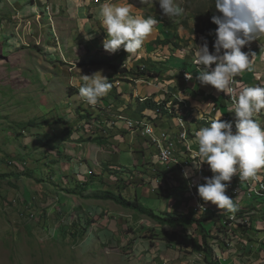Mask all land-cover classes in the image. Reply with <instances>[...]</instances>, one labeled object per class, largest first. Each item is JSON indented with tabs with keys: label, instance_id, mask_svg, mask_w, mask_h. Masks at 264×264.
<instances>
[{
	"label": "rangeland",
	"instance_id": "rangeland-1",
	"mask_svg": "<svg viewBox=\"0 0 264 264\" xmlns=\"http://www.w3.org/2000/svg\"><path fill=\"white\" fill-rule=\"evenodd\" d=\"M85 2L88 5H84ZM103 2L0 0V175L7 176L0 177V264H203L199 226L160 225L111 201L86 197L95 193L97 187L94 185L98 182L92 181L89 185L95 183L85 191L76 186L77 181L91 180L90 172H94V176L108 181L105 189L116 194L118 191L127 200H134L139 188L149 186L147 178L152 177L153 171L116 165L113 167H122V172L128 175L124 176V181L114 182L110 178L114 173L109 174L97 165L98 159L102 158L100 149L106 150L109 159L122 165L121 160L127 157V153L131 155L127 158L133 161L142 150L145 136L128 129L127 123L152 118L153 122L149 124L157 130L160 120L170 125L172 120L158 119L150 111L147 114L151 115L126 118L125 129L106 134L108 140L101 148L97 142L89 141L96 138L99 126H93L94 119L86 120L92 118V108L80 97L78 89L83 83L82 75H92L100 70L113 80L114 85L124 82L120 91H124L125 105L111 107L113 95L108 94V106L105 107L108 116H103L108 118L106 127H113L112 119L116 116L113 113L125 110L126 106L136 112L137 101L143 98L135 96L130 102L129 94H133L135 86H128L125 82L129 81L124 77L131 80L147 77L144 78L145 84L139 85L144 89V95L163 101L166 97L162 96L169 94L167 100H172L171 104L177 109H183L171 95L169 86L175 82L168 76L174 74L186 83H194L193 74L198 72V66L186 51L200 43L203 26L209 21L212 23L211 17L219 12L214 0H176L185 9V14L178 18L163 15L158 0H114L120 5L130 3L132 15L159 20L154 26L159 35L155 37L156 33L152 32L141 48L144 59L140 57V61H134L141 56L139 52L131 55L123 48L114 54L108 53L111 65L128 72L119 74L108 65H86L88 68H84L82 64L83 59L91 56H104L102 41L106 33L100 27V17L87 13L89 10L100 12ZM35 4L39 5L31 11L29 7ZM82 8H86L84 15L77 16ZM216 27L213 23L210 25L208 40H215ZM94 30L99 41L85 39L90 35L89 31ZM92 36L95 38L93 33ZM164 40L168 43L163 44ZM250 43L264 46V37ZM80 49L87 53L81 55ZM95 49L101 50L89 53ZM111 72L118 78H109ZM160 74L166 75L161 77ZM188 75L191 80L185 78ZM76 80L80 85L73 84ZM173 87L178 88L175 84ZM190 89L196 96L194 87ZM110 93L114 94L113 91ZM191 98L187 97V102ZM181 99L186 102L184 97ZM226 112L222 109L223 114ZM143 149L149 158L153 149L149 146ZM70 156L74 158L71 165L75 171L66 166ZM81 158L85 160L81 162ZM87 159L89 166L85 165ZM146 164L147 161L143 166ZM161 170L164 172L163 168ZM207 170L211 177L213 173L209 166ZM172 177L177 179L174 175ZM128 181L133 185L128 186L125 183ZM240 192V199L239 195L229 194L230 188L226 195L237 199V203L233 200L236 206L242 202L253 205V213L250 211L247 215L255 219H249V223L236 217L232 221L225 216L214 219L225 209H218L210 202L199 217L200 226L206 230L207 242L215 250L219 264L241 258L238 252L229 255L228 250H239L248 242L244 234L246 229L254 227L257 232L264 231V200L258 201L255 193L247 194L241 185ZM151 194L150 198L154 200L155 195ZM166 194L175 202L181 197L174 189L168 188ZM245 203L243 206L249 210L250 206L246 207ZM190 204L181 203L177 208L188 212L192 210V201ZM145 205L151 208L149 204ZM212 208L216 215H211ZM83 209L85 211L81 212ZM159 213L163 215V211ZM260 259L264 260V256Z\"/></svg>",
	"mask_w": 264,
	"mask_h": 264
},
{
	"label": "clouds",
	"instance_id": "clouds-1",
	"mask_svg": "<svg viewBox=\"0 0 264 264\" xmlns=\"http://www.w3.org/2000/svg\"><path fill=\"white\" fill-rule=\"evenodd\" d=\"M158 5L165 16L178 18L185 14V9L179 6L176 0H158ZM214 6L219 15L211 17V22L217 26L214 31L215 40L212 51L209 50L208 40L202 36L200 43H195V47L188 49L186 54L190 55L198 66L196 79L199 84L211 86L217 92H221L219 96L223 102L220 103L219 100L213 98L208 105L210 109L217 106L214 110L216 112L225 106L229 108L228 112L234 115L223 118H221V113H218L216 118L208 117L204 113L198 114L197 117L192 114L188 116L192 109L187 106L186 102L184 103V100L177 99V101L181 103L186 112L185 119L189 130H194L195 126L201 123L200 118L213 119L209 126L201 127L195 133L198 150L194 155L200 161L199 166L195 168L199 169L202 163H207L206 169L209 166L213 173L210 177L207 170V176L204 178L205 183L197 186L198 196L205 206H207V202H210L218 209L235 212L236 206L233 198L226 195L228 182L234 175L241 180L255 179L260 169L263 168L264 171V126H262L264 115H261V111L264 110V86H247L240 93L238 92L242 89L238 75L246 70H251L250 55L242 49L249 46L250 42L264 37V0H214ZM131 8L130 3L120 5L114 0H104L100 7L99 17L106 33L102 47L109 54H114L123 48L126 53L135 55L158 23L153 17L144 18L132 15ZM85 39L91 40L93 36L86 35ZM82 78L83 83L79 87V95L90 106H95L100 98L105 97L114 86L102 74V70L96 71L92 75H82ZM186 78L192 79L191 75ZM234 78L238 84L236 92L238 97L234 96L231 106H228L225 103V94L233 92ZM118 85L119 83H115V86ZM190 93H192L191 89ZM145 98H141L140 101ZM167 103L171 104L169 101ZM211 111L214 112L212 109ZM153 113L156 115L155 112H151V114ZM258 113L262 122L254 118ZM156 117L161 119L159 115ZM188 118H191V123L187 122ZM227 118L231 120L236 118L235 132H233L232 124L225 121ZM116 120L125 123L126 119L121 116L112 119L113 127L108 126V131L115 127ZM149 120L150 123L153 122L152 118ZM166 120H172V125L168 130L163 131L172 130L175 133L178 129L173 116ZM146 131L151 134L153 129L148 126ZM155 131L159 132L156 129ZM144 143L157 153L155 147L146 137ZM161 168L159 164V167L153 168L152 171L160 175ZM153 173L150 179L154 178ZM163 175L160 176L163 178ZM172 175L177 178H174L175 180H181L175 173ZM183 175L187 179L189 173L185 171ZM148 184L149 189L153 188L149 182ZM158 190L151 189L150 192L155 193ZM177 191L179 192V190ZM192 203L194 205L193 201ZM190 212L193 211H188V213ZM195 217L200 216L197 217L195 214Z\"/></svg>",
	"mask_w": 264,
	"mask_h": 264
},
{
	"label": "crops",
	"instance_id": "crops-1",
	"mask_svg": "<svg viewBox=\"0 0 264 264\" xmlns=\"http://www.w3.org/2000/svg\"><path fill=\"white\" fill-rule=\"evenodd\" d=\"M37 5H39V4L31 5L29 7L30 10L33 11V9L37 8ZM84 5H88V3L85 2ZM91 6H92V4H91ZM85 9L86 8L80 9L78 11L79 15H77V16H83L84 13H85ZM87 13H88V15L93 14V15H96V16L98 15L99 16V10H98V13H96L95 11L93 13L91 10L87 11ZM87 19H89V18L87 17ZM98 24L101 25L100 22H98ZM100 27L103 29L102 25ZM100 27H98V29ZM86 29H87V27H86ZM153 32L156 33L155 37L157 36V34L159 35V33L156 30H153ZM92 33H93V35H95L94 36L95 38H93V39H97L99 41V36L97 35L98 33H95V30L94 31H89L90 35H92ZM78 49H79V47H78ZM81 49H83V48H81ZM81 49L78 50V51H80L82 53L81 55H85L87 53L86 50H85V52H83V51H81ZM96 50H101V49H95V50L90 51L89 53L93 54L94 53L93 51H96ZM142 50L143 49H140L138 51L139 55H141V56L136 57L134 61H137V60L140 61L141 59H144V57L142 56L143 55L142 54ZM103 51H104L103 55L104 56H106V55L108 56V52H106L105 50H103ZM242 51H244L246 53H249V55H250L249 58H250L251 70H246L243 73L238 75V78H239V80L241 82V85H242V89H240L238 91L239 93L243 90V88H245L247 86H253V85L264 86V46L262 44H258L257 46H254L253 44H251V45L243 48ZM140 57H141V59H139ZM83 67L84 68H88V67H86V65L83 66ZM164 73H167V70H165ZM163 75H166V74H163ZM163 75L160 74L161 77H163ZM197 75H198V72L195 75L193 74L194 83H186L185 81H183L181 79V77H177L174 74H172L171 76H168L169 80H171L172 82L173 81L175 82L173 84H170V86H169L170 90L172 91L171 95L173 96V99L177 100V99H181V98L184 97L186 103L189 104V107L192 109V113L195 114L196 117L200 113H204V115L211 116L213 118H216L218 113L222 114L221 118L228 117V116L233 117L234 114L231 116L230 115L231 113L228 112L229 108H225V106H224V109L227 110V112L225 114L222 113V110H218L216 112L215 111L214 112L211 111V109H210V107L208 105H209V102H211L213 98H214V100L215 99L219 100L220 103L223 102V99L221 98V96H219L221 94V92H217L211 86H202V85H200L198 80L196 79ZM161 77H158L157 79H160ZM109 78L117 79L118 76H116V75L114 76L112 74V72H111ZM138 78L139 79L131 80L128 77H124L125 80L129 81V83L125 82L128 86L129 85H134L135 86L133 94H129L130 102H132V100H133V98H135V96H136V98H138V97L141 98V96L142 97H147V96L150 97L149 94H145L144 95V93H143L144 89L142 90V87L139 86L141 84H145L144 78H147V77H138ZM123 83L124 82H120L118 86L114 85L111 88L110 92L113 91L114 94H112L110 92L108 93L109 95H113L114 104L111 105V107H113L116 104H118V105H116L117 107L125 105L123 103V102H125L124 101V95H123L124 91H122V90H121L122 92L120 91V85L122 86ZM73 84L76 85V86L80 85L78 80L74 81ZM174 84L177 85L178 88L173 87ZM190 87H194V89H195L194 92L197 91L196 96H194L192 93H190ZM71 91H72L71 93H73V90H71ZM78 91H79V89H78ZM74 93H75V91H74ZM108 94L105 97L100 98L99 102L95 106H91L92 109L90 110V112H91L90 115L92 114L91 115L92 118H86V120L94 119L96 121L95 125H93V123H92V125L95 126V127L99 126L97 128L98 131L96 132V138H102L101 135L105 136V137H103L104 138L103 141H106V142L108 140V135H106V134H108V127H106V124L108 122V118H103V116H104V114H106L108 116V109L105 108L106 106H108V101H107ZM122 95H123V97H122ZM187 95H190L192 98L187 96ZM76 96H77V94H76ZM169 96H170L169 94L165 95V96H162V98L166 97L165 99H162V100H167V98ZM187 97L191 98V100L189 102H187ZM154 100L155 101H160V99H158L156 97L154 98ZM167 101H169V100H167ZM171 101L172 100H170L169 102L172 103ZM105 109H107V110H105ZM137 110L138 111L133 112L129 108V106H126L125 110L118 111L116 114L113 113L114 115H116L115 117H113V119H116L118 116L123 117V119L131 118V117L132 118H140V116H143V115L147 114V112H148V111H141L140 112L139 108H137ZM147 115H151V114H147ZM261 115H264V110L261 111ZM97 117H99V118H97ZM254 118H261L260 114L259 113L256 114L254 116ZM159 122H160V126L159 127L157 126V130L158 131L168 130L170 128V126H171L170 123H168L169 124L168 125L167 122H165L164 120H160ZM123 123H124L123 121H117L115 127L110 129L109 131H111V132L115 131L116 132L120 128L125 129ZM90 142H92V140ZM104 146H105V144H102L101 148L104 147ZM145 146H148V145L143 143L141 152L139 154L135 155V157H134L135 159L133 161L131 159L127 158V157H131V155L129 153H127L128 154L127 157L123 158V160H121L123 165L120 164L119 162H117L116 160L109 159L107 157L106 150H104L102 148V149H100L101 150V154H102L101 155L102 158L98 159L97 165L102 166L101 168H102V170H105V172H107L106 170H108V169L109 170L116 169L115 167H113V166H116V165H119V166L121 165L123 167H127V168L132 169V170L135 169V168L140 169V167H141L142 169L147 168L150 171H152L153 168H158L159 167L158 159H157V153H156V151L154 152V150H153V153L151 154V156L149 158H147L146 155L144 154V149H143V147H145ZM67 158L68 159L65 162L66 166H69L68 169L71 168L70 171H75V170H73L74 169V165H71L73 163V159L74 158H72V156H70V158L69 157H67ZM80 160H81V162H83L82 160H85V158H81ZM145 161H147V164L145 166H143L145 164ZM85 165H87V166L90 165L88 159H87V162L85 163ZM95 182H97V181H95ZM94 183H92L91 185H93ZM98 183L94 185V187H97L96 191L108 190V189H105L106 188V184H108V181L104 180V181H100ZM101 183H103V184H101ZM91 185H88V186H91ZM149 188L150 187H148L147 185H144L141 188H139L138 192H136L137 194H135V198L138 197L137 201L139 203H141L143 206L146 207L147 205H145V204H149L151 206L150 209H152V211L155 214H159V212H162V211L163 212H170V209H172L173 211L176 210V212H178V213L182 212V210L180 208H177V205H178L177 201L175 202V200L173 198H170L169 196H165L164 194H162V196H161L160 190L156 191L155 193H153L156 196H154V200L151 199L150 198L151 189H149ZM99 201H101V200H99ZM163 202H165V203H163ZM82 205L84 206V204H82ZM84 211H85L84 209L81 210V212H84ZM107 215H108V213H107ZM244 234L247 235L248 242L246 241L245 243H243L242 244L243 247L241 249H239V250L237 248L228 250L229 255L233 256V254L235 252H238V254L241 255V258H239V259L233 258V259H231L230 263H228V264H264V260L260 259V257L264 256L263 255V252H264V246H263V243H264V231L260 230V231L257 232V229L252 227V228L246 229ZM161 256L164 257L163 253H161ZM203 260L204 259L201 260L202 263L203 264H207L206 262H203ZM223 262H225V259L223 260Z\"/></svg>",
	"mask_w": 264,
	"mask_h": 264
},
{
	"label": "built area",
	"instance_id": "built-area-1",
	"mask_svg": "<svg viewBox=\"0 0 264 264\" xmlns=\"http://www.w3.org/2000/svg\"><path fill=\"white\" fill-rule=\"evenodd\" d=\"M94 2L98 3V0H94ZM237 86L238 84L234 78V82L232 84L233 92L231 94H225V103L228 106H231L234 96L238 97L236 93ZM166 108L173 116V120L176 123L178 130L175 133H173L172 130L159 131L156 133L155 129H153L152 133L149 134L147 133L146 129L148 126H151L152 128V125L149 124L151 121L146 119L128 122L127 127L128 129L140 132V135L145 136L155 147L157 150L159 164L162 168H164V172L162 171L160 173L165 175H163V178H167V180H169L168 186H174L180 192L181 198L178 199V205L180 206L181 203H184L186 206H191L190 201H193L194 205L192 206V211L198 217V214L200 216L204 210L205 204L202 203V199L198 196L197 186L205 183L204 178L207 176V163H202L199 169L195 168L198 167L200 163L199 158L194 155V153L198 150L197 143L195 142V133L199 130V128L209 126L213 119L204 117L202 119L200 118L201 123L197 124L194 130H189L186 125V112L183 109H177L172 104H168ZM215 108H217V106H213L211 109L214 111ZM190 120L191 118H188L187 122L191 123ZM225 121L232 124L233 132H235L236 118L232 120L227 118ZM185 171L189 173L187 179L183 175ZM156 173H153L154 178H147V181L153 187L151 188L152 190L164 187V179L160 176L161 174L158 175ZM172 173H175V175H177L181 180H174ZM263 179V168L258 171L257 177L255 179L241 180L238 176L234 175L232 180L228 182L227 190L230 188L229 194L235 195L240 193V185H243L246 188L247 193L253 191L258 196H264ZM112 181L117 182L118 180L114 178ZM253 184H256V189H254ZM257 184L259 189L257 188ZM127 185L131 186L133 185V182L128 181ZM259 191L261 193H259ZM201 206H203V208H201ZM182 208L184 207L182 206ZM213 210L214 209H212V211ZM234 218L235 216L233 215L229 216L230 221H232Z\"/></svg>",
	"mask_w": 264,
	"mask_h": 264
},
{
	"label": "trees",
	"instance_id": "trees-1",
	"mask_svg": "<svg viewBox=\"0 0 264 264\" xmlns=\"http://www.w3.org/2000/svg\"><path fill=\"white\" fill-rule=\"evenodd\" d=\"M159 21V20H158ZM212 23H210V21L205 24L201 30V36L205 37L208 40V35H209V31H210V25ZM168 43L167 40L163 41V44ZM214 41H210L208 40V44H209V49L212 50V45H213ZM108 56H103L101 58H97L95 56H91L89 57L87 60L83 59L82 60V64L83 65H108V67H110L111 69L114 70V72H117L119 74L124 73L123 71L126 72V69H119L118 67L111 65L110 64V60L109 58H107ZM120 70V71H119ZM128 73V72H126ZM109 82L111 83V85L113 84V80H109ZM155 97L150 96V97H146L144 100L140 101L138 99L137 101V108H139L140 112L141 111H150V112H155L156 115H159L160 117H166L167 119H171V114L168 112L166 106L168 105L166 100L163 101H155L154 100ZM167 103V105H166ZM226 105V104H224ZM226 108V107H225ZM224 109V106H223ZM138 111V110H137ZM192 114V116H195L192 112H189L188 116ZM209 117V116H208ZM211 117V116H210ZM108 134H110V132L108 131ZM93 141V142H97L98 144L102 145V144H106V141H103V138H90L89 141ZM122 167H119V169L116 170H106L107 172H109V174L112 172L114 174H112V176L110 177L112 180L114 178H116L119 182V180L124 181V176L128 175V173H123L122 172ZM94 172H90V177L91 180H86L84 183L83 182H78L76 183V186L81 188L82 191H85L86 188L88 187V185L92 182V181H103V179L99 176L96 177L93 174ZM28 177H30V174H26ZM0 177L4 178L7 177L5 175H0ZM164 179V187L160 188V194L162 196V194H164L165 196H168L167 193V189H174V191H176L178 193L177 196L180 195V192H178L175 187H170L168 186L169 180H167V178H163ZM130 182V181H129ZM124 183V182H122ZM127 184V182H125ZM263 185H264V179H263ZM242 187H244L242 185ZM254 189H256V184H253ZM257 188L259 189V186L257 184ZM158 190V191H159ZM153 192V191H152ZM241 193V192H240ZM240 193L239 194H235L234 196H238V199H240ZM259 193H261L259 191ZM248 194V193H247ZM251 195L254 194L253 191L250 192ZM156 196V195H155ZM258 198V201H263L264 200V196H258L256 195ZM86 197H89L90 199H96V200H108L111 201L113 203H115L118 206H121L125 209H129L132 211H135L141 215L147 216L148 218H151L152 220L156 221L158 224L160 225H186V226H199L200 227V233H201V250L203 253V259L205 260V262L207 264H219L215 253V250L208 244L207 239H208V234L206 232V230L202 227L201 228V220L195 217V213L190 212V213H178L176 212V210H174L173 212H161L163 215L159 214H155L152 209L143 206L141 203H139L137 201V198H135L134 200H127L126 198H124L118 191L117 194L112 192V191H108V190H104V191H95V193H92ZM170 197V195H169ZM250 197V196H249ZM236 203L238 202L237 199H233ZM241 201V200H240ZM234 202V204H235ZM242 202V201H241ZM245 202L242 203H238L237 204V208L235 212H230L228 210L223 211V213L221 214L220 212L218 213V215L214 214L216 211L215 209L212 211L213 213H211V215H216L214 216V219H219L220 217H226L227 219H229L230 215H233L236 217V219H241L243 220V222H247L249 223V219H255L253 217H248L247 214H249L250 211H252V204H247L245 203L246 207H249V210H246V208L243 206ZM255 209V208H254ZM202 215V213L200 214ZM199 216V214H198ZM218 220L214 221V223H216ZM228 221V220H227ZM252 227V226H251ZM254 228V227H253ZM264 246V243H263Z\"/></svg>",
	"mask_w": 264,
	"mask_h": 264
}]
</instances>
